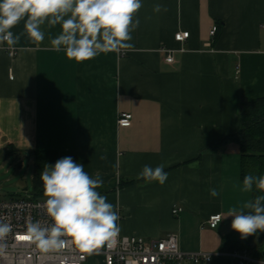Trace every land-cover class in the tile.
<instances>
[{"label":"crops","instance_id":"0c3cea01","mask_svg":"<svg viewBox=\"0 0 264 264\" xmlns=\"http://www.w3.org/2000/svg\"><path fill=\"white\" fill-rule=\"evenodd\" d=\"M156 4L167 11L155 12ZM137 18L132 49L80 63L50 50L59 26H44L45 40L35 43L21 21L13 29L19 42L9 46L16 56L0 51V151L13 149L32 164L35 151H51L98 174L97 191L118 211L121 236L150 242L176 234L183 252L232 250L226 238L239 233L225 216L252 192L240 190L238 145L211 148L239 131L241 98L264 96V0H142ZM217 23L220 35L211 37ZM179 32L190 36L179 43ZM162 48L172 51V63ZM124 112L132 114L130 127L118 126ZM160 164L168 173L163 185L138 179L144 165ZM210 188L220 194L211 197ZM219 213L223 221L209 228ZM254 240L261 256L264 232ZM85 264L104 259L93 255Z\"/></svg>","mask_w":264,"mask_h":264},{"label":"clouds","instance_id":"9594fccd","mask_svg":"<svg viewBox=\"0 0 264 264\" xmlns=\"http://www.w3.org/2000/svg\"><path fill=\"white\" fill-rule=\"evenodd\" d=\"M141 7L142 0H0V44L13 46L19 42L13 29L21 21L24 34L35 43L45 40L44 26H59L55 37L49 34L50 50L64 52L77 63L90 61L102 53L134 47L131 33L139 27L137 13ZM153 10L159 13L167 8L156 4ZM164 168V164L155 168L144 165L138 179L163 185L168 178ZM40 179L51 224L28 221L26 232L16 239L27 237L26 241L43 253L58 251L69 242L81 252L91 253L117 235L119 214L107 197L97 191L104 183L98 174L90 176L84 165L67 156L54 165L46 164ZM254 189L264 193V175L244 176L240 190ZM209 194L217 197L220 193L210 188ZM226 217L233 218L231 227L241 238L264 232V194L245 201L239 208H230ZM12 228L10 223L0 221V255L7 248Z\"/></svg>","mask_w":264,"mask_h":264},{"label":"built area","instance_id":"2783aa9c","mask_svg":"<svg viewBox=\"0 0 264 264\" xmlns=\"http://www.w3.org/2000/svg\"><path fill=\"white\" fill-rule=\"evenodd\" d=\"M216 31L217 28L213 27L210 36L215 37ZM189 36V32H179L175 35V40L183 43ZM0 51H4L9 57L17 54V49L9 46H1ZM161 51L166 54V62L174 61L171 50L162 48ZM132 118L130 113H120L118 126L130 127ZM45 201H0V221L13 226L12 233L7 237V248L0 255V264H85L93 255H101L104 264H213L218 260H227L231 264H264V258L253 253L252 245L249 248L216 252H183L179 248L176 234L146 242L143 238L124 237L118 232L109 242L91 253L81 252L71 242L58 251L43 253L35 244L16 237L26 232L28 221H39L45 226L51 224L44 207ZM182 211L183 208L178 206L172 213L177 217ZM222 221V214H214L206 221V225L215 229Z\"/></svg>","mask_w":264,"mask_h":264},{"label":"trees","instance_id":"16d2710c","mask_svg":"<svg viewBox=\"0 0 264 264\" xmlns=\"http://www.w3.org/2000/svg\"><path fill=\"white\" fill-rule=\"evenodd\" d=\"M215 27L217 28L215 37H218L222 29L221 24L217 23ZM239 117L241 122L239 131L222 139L211 149L222 144L235 143L240 150L241 178L243 179L245 175H264V96L256 100H249L245 97L241 98L239 103ZM11 151L15 150L11 149ZM57 160V153L55 152L35 151L33 153V194L28 200L37 201L39 197H45L40 174L46 164L50 165ZM134 182L136 181L132 180L124 182L121 185ZM262 194L264 193L254 189L252 191V199ZM233 236L226 238L227 242H232V249L249 248L252 245V241L260 237L261 233L247 236L242 240L236 234Z\"/></svg>","mask_w":264,"mask_h":264},{"label":"rangeland","instance_id":"374dc122","mask_svg":"<svg viewBox=\"0 0 264 264\" xmlns=\"http://www.w3.org/2000/svg\"><path fill=\"white\" fill-rule=\"evenodd\" d=\"M33 164L24 154L0 151V201L30 199L33 194ZM39 197L38 200H46ZM253 252L258 243L253 240Z\"/></svg>","mask_w":264,"mask_h":264},{"label":"water","instance_id":"95a60500","mask_svg":"<svg viewBox=\"0 0 264 264\" xmlns=\"http://www.w3.org/2000/svg\"><path fill=\"white\" fill-rule=\"evenodd\" d=\"M239 239L242 240L243 238H241V235L239 234ZM261 257L264 258V244L261 248Z\"/></svg>","mask_w":264,"mask_h":264},{"label":"snow or ice","instance_id":"6c2138e0","mask_svg":"<svg viewBox=\"0 0 264 264\" xmlns=\"http://www.w3.org/2000/svg\"><path fill=\"white\" fill-rule=\"evenodd\" d=\"M20 240H26V239H28L27 237H24V236H20V237H18Z\"/></svg>","mask_w":264,"mask_h":264}]
</instances>
